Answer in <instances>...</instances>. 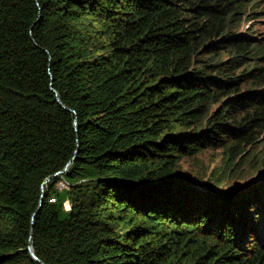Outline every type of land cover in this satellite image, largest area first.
<instances>
[{
  "label": "trees",
  "instance_id": "1",
  "mask_svg": "<svg viewBox=\"0 0 264 264\" xmlns=\"http://www.w3.org/2000/svg\"><path fill=\"white\" fill-rule=\"evenodd\" d=\"M256 4L0 0V264H264Z\"/></svg>",
  "mask_w": 264,
  "mask_h": 264
},
{
  "label": "rangeland",
  "instance_id": "2",
  "mask_svg": "<svg viewBox=\"0 0 264 264\" xmlns=\"http://www.w3.org/2000/svg\"><path fill=\"white\" fill-rule=\"evenodd\" d=\"M257 1V4L248 6L246 10L240 11L237 15L236 33L251 35L255 31L254 37L264 43V0ZM252 3V2H250ZM222 151L221 150H204L194 157L184 158L180 161L178 169L181 175V181L184 183L195 182L198 179H208L211 172L221 164ZM264 169L252 173L245 181L233 182L231 187L224 186L226 189H237L249 184L264 181ZM61 188L67 187V184H60Z\"/></svg>",
  "mask_w": 264,
  "mask_h": 264
},
{
  "label": "water",
  "instance_id": "3",
  "mask_svg": "<svg viewBox=\"0 0 264 264\" xmlns=\"http://www.w3.org/2000/svg\"><path fill=\"white\" fill-rule=\"evenodd\" d=\"M56 100H57V102L60 103L65 109H67V108L62 104V102L60 101V99H59L58 97L56 98ZM76 156H77V154H76ZM72 162H73V160H72ZM72 162H70V163L68 164V166L66 167L65 171L67 170V168L69 167V165L72 164ZM65 171H64V172H65ZM61 173H62V172H59V173L55 174L54 176H52V177L46 179L45 182H44V184H47L50 180H52L53 178L57 177V176L60 175ZM29 251H30L31 255L33 256V258H34L36 261H38L40 264H44V263H43L42 261H40V260L37 258V256L35 255L32 246L29 247Z\"/></svg>",
  "mask_w": 264,
  "mask_h": 264
}]
</instances>
